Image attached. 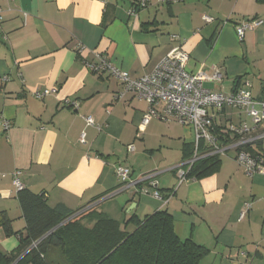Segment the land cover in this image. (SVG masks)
<instances>
[{
    "label": "crops",
    "instance_id": "0c3cea01",
    "mask_svg": "<svg viewBox=\"0 0 264 264\" xmlns=\"http://www.w3.org/2000/svg\"><path fill=\"white\" fill-rule=\"evenodd\" d=\"M142 1L0 0V212L14 230L26 227L13 179L20 170L24 187L45 194L52 207L98 204L111 217L121 210L122 228L132 215L168 210L180 239L209 249L200 264H264V175H248L228 154L215 173L180 183L177 170L194 144L193 127L157 118L142 126L147 102L132 92L120 97L122 82L91 67L105 59L136 79L180 47L191 72L222 73L220 81H205L209 90L229 94L239 80V88L248 82L264 100V22L247 29L243 41L236 31L248 19L264 20V0L136 6ZM45 90L55 91L35 95ZM88 116L96 125H88ZM243 121L251 118L237 108L215 112L220 136ZM263 133L264 122L249 136ZM248 147L264 155V139ZM118 165L129 167L132 178L155 172L162 198L123 188ZM18 245V236L0 228L2 252Z\"/></svg>",
    "mask_w": 264,
    "mask_h": 264
},
{
    "label": "trees",
    "instance_id": "16d2710c",
    "mask_svg": "<svg viewBox=\"0 0 264 264\" xmlns=\"http://www.w3.org/2000/svg\"><path fill=\"white\" fill-rule=\"evenodd\" d=\"M220 137L222 143L239 138L229 131ZM248 146L246 150L260 154ZM193 153L192 143L185 158H191ZM220 164L218 155L200 159L189 175L195 178L210 175L218 171ZM17 197L26 227L14 230L11 219L0 212V228L6 235L19 239L18 247L10 253L0 250V264H200L209 254L204 245L178 237L174 217L168 210L156 211L144 219L132 215L122 228L121 222L100 210L98 204L77 210L64 204L52 207L45 194L25 187L18 191Z\"/></svg>",
    "mask_w": 264,
    "mask_h": 264
},
{
    "label": "built area",
    "instance_id": "2783aa9c",
    "mask_svg": "<svg viewBox=\"0 0 264 264\" xmlns=\"http://www.w3.org/2000/svg\"><path fill=\"white\" fill-rule=\"evenodd\" d=\"M159 1L172 3L180 0ZM146 5V0H143L141 6L145 7ZM3 11L0 5V24L3 20ZM132 13H136V10H132ZM205 19L213 20L209 16H205ZM263 22V19H248L236 26L240 41L244 40L247 29H253ZM189 59L190 56L187 52L176 47L159 62L152 73L136 79L132 78L127 71L116 67L105 59L92 63L91 67L96 72H108L122 82L123 90L119 94L120 97L127 92H132L135 97L147 102L148 110L143 115L142 126H146L152 118H157L164 121L175 120L193 127L195 132L194 153L177 170L180 183L188 178L196 179L190 177L189 174L198 160L213 155L227 156L230 150L236 151L235 159L248 175H264V156L253 154L245 149V146L253 141L264 139V133L256 137L249 136L264 122V100H258L253 96L248 82L245 83V87H240L229 94L209 90L204 86L205 81H220L222 73L215 70L211 76H208L203 72H191L187 68ZM53 91L55 90L37 91L35 95L42 97ZM66 103L75 107L79 105L70 101H66ZM227 106L244 111L251 118V122L243 121L240 124L227 126L225 131H229L232 136L237 135L239 138L235 141L222 143L220 135L215 130L214 118L215 112H219ZM86 121L88 125H96L92 116L86 117ZM3 126L5 130H9L11 125L8 120H4ZM85 135V133L81 135L83 144L87 143ZM129 149L133 150L134 146L130 145ZM21 173L20 170L13 172L17 191L24 187L20 179ZM116 175L123 188H133L136 193L153 194L157 198H162L161 192L157 189L158 182L155 180V172L132 178L129 167L118 165ZM250 207L251 203L247 202L246 210L242 212L241 218Z\"/></svg>",
    "mask_w": 264,
    "mask_h": 264
},
{
    "label": "rangeland",
    "instance_id": "374dc122",
    "mask_svg": "<svg viewBox=\"0 0 264 264\" xmlns=\"http://www.w3.org/2000/svg\"><path fill=\"white\" fill-rule=\"evenodd\" d=\"M235 150H230L229 152H228V154L230 155V156H235ZM121 213V214H120ZM125 215V213L124 212H122L121 210L119 211V213L117 212V213H114L112 216L113 217H115V219H117V218H121V216H124ZM121 219H123V218H121ZM132 227L133 226H131V228L130 229H132Z\"/></svg>",
    "mask_w": 264,
    "mask_h": 264
}]
</instances>
